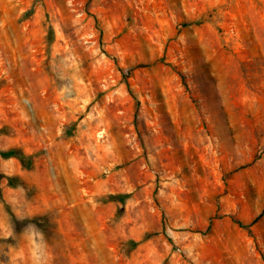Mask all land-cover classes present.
I'll return each mask as SVG.
<instances>
[{"label": "rangeland", "instance_id": "374dc122", "mask_svg": "<svg viewBox=\"0 0 264 264\" xmlns=\"http://www.w3.org/2000/svg\"><path fill=\"white\" fill-rule=\"evenodd\" d=\"M10 149L0 264H264V0H0Z\"/></svg>", "mask_w": 264, "mask_h": 264}, {"label": "trees", "instance_id": "16d2710c", "mask_svg": "<svg viewBox=\"0 0 264 264\" xmlns=\"http://www.w3.org/2000/svg\"><path fill=\"white\" fill-rule=\"evenodd\" d=\"M211 20H212L211 14H206V15H203L201 18L194 20L192 23L201 24V23L208 22V21H211ZM186 24H189V23H186ZM121 72H123V71H121ZM122 74L125 77L124 82L126 83L128 88H130L129 87V82L127 81V75L124 72ZM0 156L5 157V158L6 157H17L18 159H20L26 165H28L30 163V158L26 157L22 153L18 152L16 149H10V150H5V151L4 150H0ZM125 197H126V194H112V195H109V199L110 200L119 201V202H123ZM237 222L243 228H249V226H250V224H244L242 221H237Z\"/></svg>", "mask_w": 264, "mask_h": 264}]
</instances>
